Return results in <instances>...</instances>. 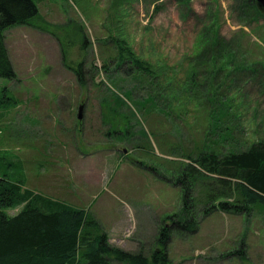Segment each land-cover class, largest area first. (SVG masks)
Returning a JSON list of instances; mask_svg holds the SVG:
<instances>
[{
  "label": "rangeland",
  "instance_id": "obj_1",
  "mask_svg": "<svg viewBox=\"0 0 264 264\" xmlns=\"http://www.w3.org/2000/svg\"><path fill=\"white\" fill-rule=\"evenodd\" d=\"M33 2L38 15L4 31L16 78L0 77V176L87 209L126 251L150 255L167 225L171 264H264V204L203 216L223 188L186 174L203 152L264 137V17L235 0ZM213 36L231 59L201 66L199 40ZM118 39L150 76L118 65ZM184 199L199 220L191 234L175 224Z\"/></svg>",
  "mask_w": 264,
  "mask_h": 264
},
{
  "label": "trees",
  "instance_id": "obj_2",
  "mask_svg": "<svg viewBox=\"0 0 264 264\" xmlns=\"http://www.w3.org/2000/svg\"><path fill=\"white\" fill-rule=\"evenodd\" d=\"M235 1L238 10L249 16L251 21L264 17L255 0ZM37 15L33 0H0V77L16 78L5 46L4 31L16 25L29 24ZM216 38L199 40L203 46L198 56L206 58L201 66L231 59L227 49L229 45L223 43L222 37ZM116 46L120 57L118 65L127 58L137 71L149 76L153 73L149 63L138 59L124 41L118 39ZM75 72L82 82L81 64ZM190 76L189 81L195 85V72ZM189 161L186 174L193 179L198 174L211 177L217 188H223L220 194L218 190V194L208 192L209 205L203 216L215 210L248 212L251 205L264 204V137L245 150L222 155L203 152ZM230 193L238 196L234 203L220 200ZM184 202L182 211L185 217L183 220L177 217L175 224L191 234L198 229L199 220L193 218L185 199ZM17 207L19 210L13 215L5 211ZM169 240L170 229L163 225L158 232V246L150 255L126 251L110 244L107 233L101 230L87 209L34 193L23 183L0 176V264H112V261L121 264H171L165 249Z\"/></svg>",
  "mask_w": 264,
  "mask_h": 264
},
{
  "label": "water",
  "instance_id": "obj_3",
  "mask_svg": "<svg viewBox=\"0 0 264 264\" xmlns=\"http://www.w3.org/2000/svg\"><path fill=\"white\" fill-rule=\"evenodd\" d=\"M256 7L264 15V0H255ZM83 105H80L78 108L77 118L80 120L83 117L82 114Z\"/></svg>",
  "mask_w": 264,
  "mask_h": 264
},
{
  "label": "crops",
  "instance_id": "obj_4",
  "mask_svg": "<svg viewBox=\"0 0 264 264\" xmlns=\"http://www.w3.org/2000/svg\"><path fill=\"white\" fill-rule=\"evenodd\" d=\"M18 209H17V211L19 210V207H17ZM14 210H16V209H14ZM17 211H15L14 213H10V215H13V214H15V213H17Z\"/></svg>",
  "mask_w": 264,
  "mask_h": 264
}]
</instances>
